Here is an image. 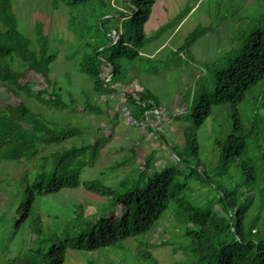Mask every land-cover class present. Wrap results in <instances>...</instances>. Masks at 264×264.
I'll use <instances>...</instances> for the list:
<instances>
[{
    "label": "trees",
    "instance_id": "trees-1",
    "mask_svg": "<svg viewBox=\"0 0 264 264\" xmlns=\"http://www.w3.org/2000/svg\"><path fill=\"white\" fill-rule=\"evenodd\" d=\"M52 1L55 8L61 4L71 8L69 27L84 48L80 72L93 79L98 96L112 94L116 90L109 84L112 75L107 81L105 71L112 66L115 75L120 59L140 56L147 43L145 24L156 0ZM188 11L185 8L184 14ZM37 32L36 51L19 28L13 0H0V84L17 97L27 94L50 108L69 109L76 101H64L62 87L50 76L56 56L49 52L42 24ZM206 32L207 27L193 31L179 52L190 49ZM21 60L28 67L15 70L14 64ZM32 71L45 78L46 86L37 87L28 78ZM207 72L191 104L175 118L199 128L215 109L220 111V119L213 116L216 164L206 161L196 130L187 129L183 148L161 136L176 164L158 169L153 149L143 166L133 168L115 185L107 184L104 176L81 177L96 164L102 141L87 140L83 128L52 119L24 101L0 103V163H30L31 175L23 178L8 222L14 232L0 242L5 257L0 264H66L70 251L100 252L103 264H157L151 249L158 245L152 237L167 215L181 235L160 244L181 250L185 260L180 264H264V12L239 29L230 49ZM127 104L139 119L161 115L155 113L159 98L146 86L127 93ZM87 108L97 111L91 103ZM149 128L159 133L157 127ZM72 138L80 143L41 154L45 146ZM135 157L133 149L111 170L130 165ZM81 186L108 203L89 215L80 203L71 207V213L49 214V221L43 217L40 207L45 198ZM19 234L18 249L11 250L7 242ZM129 240L137 242L134 254Z\"/></svg>",
    "mask_w": 264,
    "mask_h": 264
},
{
    "label": "rangeland",
    "instance_id": "rangeland-1",
    "mask_svg": "<svg viewBox=\"0 0 264 264\" xmlns=\"http://www.w3.org/2000/svg\"><path fill=\"white\" fill-rule=\"evenodd\" d=\"M121 1L111 0L113 4H119ZM13 7L20 30L31 38L32 48L36 51L39 50L37 28L42 24L43 33L49 40V52L56 56L50 65V76L62 87L64 101L71 102L74 99L76 102L66 110L50 108L34 96L22 94V97H17L0 84V103L24 101L33 110L44 112L52 119L69 121L83 128L87 140L102 141L96 164L84 170L82 180L104 176L107 184H118L121 178L131 174L133 168L143 166L146 156L153 149L157 150L155 166L158 169L173 166L176 164L175 156L161 136H164L170 145L177 144L183 148L187 129L196 130L206 161L210 166L216 164L213 116L220 119V111L215 109V113L199 128L191 121L176 119L175 115L186 111L193 101L194 92L208 78L207 70L230 49L239 29L254 23L256 15L264 12V0H156L145 24L147 43L140 56L134 60L122 58L118 61L119 70L115 75L112 66L106 73L108 77L112 75L109 84L118 90L134 93L135 86L139 91L146 86L159 98L162 106L160 109L165 115V118L162 115L164 119H161L163 126H156L158 122L156 124L153 120L150 122V126L157 127L159 133L155 129L150 130L149 126L134 127L128 124L122 114L121 100H112L113 106L108 109V98L98 96L93 89V79L80 72L79 64L84 48L69 27L72 12L70 7L61 4L59 8H55L52 0H13ZM185 8H189L186 14ZM181 13L183 16L178 20L176 17ZM118 25L120 26V22ZM202 27H207V32L199 36L190 49L179 52L185 39ZM27 67V63L22 60L14 64L15 70L24 71ZM28 78L35 82L37 87L46 86L45 78L35 71L28 74ZM88 102L93 103L97 111L89 110ZM116 114L118 117L115 119ZM147 129L151 132L147 131L146 134L144 130ZM77 143H80L79 139L72 138L61 145L45 146L41 154ZM133 149L136 150V157L131 164L112 171L111 167L130 157ZM29 165L30 163L16 161L0 163V242L4 236L14 232L8 222L14 212L17 194L24 185L23 178L26 174L31 177ZM80 203L87 207L86 213L89 215L101 205L107 204L108 199L81 186L75 190H65L48 196L41 203L40 210L43 217L49 221V214L71 213V207ZM117 213L119 214L120 210ZM170 217L167 215L152 237V241L158 245L151 249L157 264H180L185 260L182 251H174L172 244H160L166 238L181 235L180 231L174 228ZM21 236L19 234L7 242L11 250L18 249ZM127 244L130 252L134 254L137 242L129 240ZM11 254L12 252L7 253L9 256ZM108 254L118 260L113 251ZM4 258L0 252V259ZM103 259L104 255L100 252L70 251L66 264H92V261L93 264H103Z\"/></svg>",
    "mask_w": 264,
    "mask_h": 264
},
{
    "label": "built area",
    "instance_id": "built-area-1",
    "mask_svg": "<svg viewBox=\"0 0 264 264\" xmlns=\"http://www.w3.org/2000/svg\"><path fill=\"white\" fill-rule=\"evenodd\" d=\"M110 79H111V75L107 78V81H109ZM155 113L160 115L162 114V110L158 108L155 110ZM122 114H123L125 121L134 127H147L151 125L150 124L151 119L147 115L143 119L137 118L133 114L131 107L127 103H124L122 105Z\"/></svg>",
    "mask_w": 264,
    "mask_h": 264
},
{
    "label": "crops",
    "instance_id": "crops-1",
    "mask_svg": "<svg viewBox=\"0 0 264 264\" xmlns=\"http://www.w3.org/2000/svg\"><path fill=\"white\" fill-rule=\"evenodd\" d=\"M108 69L109 68H107L106 69V71L105 72H107L108 71ZM106 74H108V73H106ZM116 90L112 93V94H108V95H105V97L106 98H108V99H106L107 101H106V103L108 104V109H110V107H112L113 105H112V100H116V99H118V101L119 100H121L120 101V103L122 104H124V103H127V93L128 92H124V90H118L115 86H113ZM142 87V86H141ZM137 86H135L134 87V91H138L137 90ZM97 94V93H96ZM109 100H111V102L109 101ZM89 104V102L87 103V105ZM91 104H93V103H91ZM120 104V105H121ZM160 107H162L161 105H160ZM107 113H108V111H107ZM163 113H164V111H163ZM163 113L160 115V116H157V117H153V121H155L156 122V124H157V122H158V124L156 125V126H160L161 125V123H162V120L161 119H164L165 118V115H163ZM118 114V113H117ZM115 115V119L118 117V115ZM162 115L164 116V118L162 117ZM114 119V118H113ZM161 126H163V125H161ZM148 128V127H147ZM146 129V128H145ZM150 129V128H149ZM151 130V129H150ZM150 130H144L145 131V133L147 132V131H149V132H151ZM144 131H142L143 133H144ZM147 134V133H146Z\"/></svg>",
    "mask_w": 264,
    "mask_h": 264
}]
</instances>
